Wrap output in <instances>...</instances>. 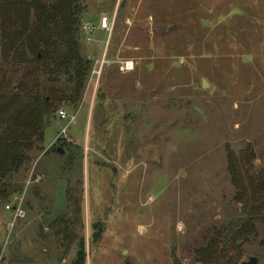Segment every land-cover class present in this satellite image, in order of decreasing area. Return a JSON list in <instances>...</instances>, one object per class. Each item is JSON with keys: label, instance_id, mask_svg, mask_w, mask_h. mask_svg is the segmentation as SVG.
Segmentation results:
<instances>
[{"label": "rangeland", "instance_id": "obj_1", "mask_svg": "<svg viewBox=\"0 0 264 264\" xmlns=\"http://www.w3.org/2000/svg\"><path fill=\"white\" fill-rule=\"evenodd\" d=\"M79 2L95 73L77 107L59 106L71 124L49 118L43 149L14 177L21 193L0 201V264H71L81 246L85 264H193L206 230L239 207L228 152L250 143L264 177V0ZM122 61L133 69L120 71ZM1 65L0 92L19 73ZM57 147L63 154H43ZM18 200L24 215L9 228L5 206ZM60 216L70 245L51 226ZM256 229L243 258L264 264Z\"/></svg>", "mask_w": 264, "mask_h": 264}, {"label": "trees", "instance_id": "obj_2", "mask_svg": "<svg viewBox=\"0 0 264 264\" xmlns=\"http://www.w3.org/2000/svg\"><path fill=\"white\" fill-rule=\"evenodd\" d=\"M84 8L79 0H0L1 67L9 65L19 72L15 82L0 92L2 202L21 193L14 177L31 160L30 151L43 149L49 118L61 104L77 107L83 95L93 68V59L82 54L79 42ZM0 81L3 84L4 77ZM54 152L48 148L43 154ZM255 157L250 143L238 154L228 152L226 166L235 188L232 198L239 207L228 222L206 230L193 251V264H239L244 247L257 236L256 224L264 226V177L254 169ZM61 171H66L64 166ZM72 194L68 186L67 200L77 206ZM76 206L74 212L79 211ZM66 221L60 216L51 226L58 227L56 234L70 245L76 235L68 233ZM260 243L264 245V237ZM71 264H85L83 246ZM174 264L181 263L174 259Z\"/></svg>", "mask_w": 264, "mask_h": 264}, {"label": "built area", "instance_id": "obj_3", "mask_svg": "<svg viewBox=\"0 0 264 264\" xmlns=\"http://www.w3.org/2000/svg\"><path fill=\"white\" fill-rule=\"evenodd\" d=\"M110 25H111V21H109L108 17L106 15L101 16V19H100L99 24H98L99 29L100 30L101 29L102 30H106L107 32L109 31L108 33H110V31H111V26ZM86 39H87V42L88 41L90 42L89 38H86ZM119 69H120V71H124V72L125 71H131L133 69V63L130 62V61H122V62H120ZM91 72L95 73L92 70H91ZM56 116L62 122H69L68 125L71 124V122L74 119V117L73 116L70 117L66 113L65 109H63V108H59L56 111ZM66 128L62 129L60 134H63L64 136H66ZM5 209L6 210H12V219L10 221L9 228L14 226L15 219L22 218L23 215H24V212L21 210L20 200H18L14 205L7 204L5 206Z\"/></svg>", "mask_w": 264, "mask_h": 264}, {"label": "water", "instance_id": "obj_4", "mask_svg": "<svg viewBox=\"0 0 264 264\" xmlns=\"http://www.w3.org/2000/svg\"><path fill=\"white\" fill-rule=\"evenodd\" d=\"M205 85H206V81L202 80V86H205ZM56 151L59 154H63V150L61 148H59V147L56 148ZM239 264H258V261H257V259L255 257L251 256L247 260L241 261Z\"/></svg>", "mask_w": 264, "mask_h": 264}, {"label": "crops", "instance_id": "obj_5", "mask_svg": "<svg viewBox=\"0 0 264 264\" xmlns=\"http://www.w3.org/2000/svg\"><path fill=\"white\" fill-rule=\"evenodd\" d=\"M42 198V197H41ZM41 198H40V200H41ZM4 216V215H3ZM8 223L5 221V223L3 224L4 226H6Z\"/></svg>", "mask_w": 264, "mask_h": 264}, {"label": "flooded vegetation", "instance_id": "obj_6", "mask_svg": "<svg viewBox=\"0 0 264 264\" xmlns=\"http://www.w3.org/2000/svg\"><path fill=\"white\" fill-rule=\"evenodd\" d=\"M122 1V0H121ZM124 2H125V0H123ZM119 2H120V0H119Z\"/></svg>", "mask_w": 264, "mask_h": 264}]
</instances>
